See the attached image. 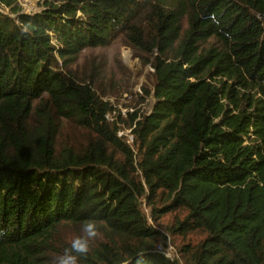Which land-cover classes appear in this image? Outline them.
<instances>
[{
	"label": "trees",
	"instance_id": "1",
	"mask_svg": "<svg viewBox=\"0 0 264 264\" xmlns=\"http://www.w3.org/2000/svg\"><path fill=\"white\" fill-rule=\"evenodd\" d=\"M0 5V264H37L61 224L89 219L111 242L97 264H178L153 249L140 200L154 222L176 214L168 232L198 238L179 249L183 264H264V0ZM119 36L156 50L140 74L150 109L129 114L134 152L112 105L60 63ZM44 97L59 117L45 119ZM59 120L98 138L57 152Z\"/></svg>",
	"mask_w": 264,
	"mask_h": 264
},
{
	"label": "rangeland",
	"instance_id": "2",
	"mask_svg": "<svg viewBox=\"0 0 264 264\" xmlns=\"http://www.w3.org/2000/svg\"><path fill=\"white\" fill-rule=\"evenodd\" d=\"M18 3L22 12L27 14L38 11L43 5V0H18ZM3 8L0 5V10ZM77 16L81 17V13L78 12ZM261 21L264 22V18ZM152 26L153 21L145 19L142 28L148 31ZM187 28V19L183 18L180 38ZM208 42L212 43L211 40ZM202 47H207V43ZM155 56L156 50L152 51L151 47L141 46L131 38L119 36L108 45L67 51L60 58L61 65L76 83L89 86L95 96L112 105V111L108 116L109 124L115 125L116 130L114 131L119 143L127 146L130 150L132 149L133 152L135 150L130 146V137L127 135H129V127L135 117L132 118L129 114L141 117L147 114L150 109L151 98H147L140 89L142 81L140 74L142 70L144 72L151 71L150 67L154 63ZM233 87L236 89L237 86ZM43 100L42 112L45 119L59 117L55 106L52 103H46L47 97H44ZM37 104L38 102H35L34 106ZM53 134L57 140V152L98 138L96 132L69 120H59L57 128L51 135ZM112 139L115 141L113 137ZM115 153L118 160L123 159V154L119 149L115 148ZM139 202L140 208L147 218L148 226L156 232L155 240L152 242L153 249L158 251V246H163L166 250L171 248L172 260L183 264L179 249L183 243L191 246L196 245L198 238L194 236L182 237L168 232L176 214L165 215L154 222L150 218L148 207L142 200ZM82 226L72 223L61 224L48 237L47 242L40 247L41 253L37 264H52L53 259L61 255L77 235L82 234ZM98 229L100 234L91 242L87 257H80L79 264H97L98 254L108 250L111 242L108 241L106 231L101 225H98Z\"/></svg>",
	"mask_w": 264,
	"mask_h": 264
},
{
	"label": "clouds",
	"instance_id": "3",
	"mask_svg": "<svg viewBox=\"0 0 264 264\" xmlns=\"http://www.w3.org/2000/svg\"><path fill=\"white\" fill-rule=\"evenodd\" d=\"M82 234L77 235L65 248L63 253L53 259L52 264H79L80 257H87L90 251V244L99 233L98 221L87 220L82 226Z\"/></svg>",
	"mask_w": 264,
	"mask_h": 264
},
{
	"label": "built area",
	"instance_id": "4",
	"mask_svg": "<svg viewBox=\"0 0 264 264\" xmlns=\"http://www.w3.org/2000/svg\"><path fill=\"white\" fill-rule=\"evenodd\" d=\"M171 248L168 250L164 249L163 246H158V251L160 254L164 255L166 258L171 259L172 258V253H171Z\"/></svg>",
	"mask_w": 264,
	"mask_h": 264
},
{
	"label": "bare ground",
	"instance_id": "5",
	"mask_svg": "<svg viewBox=\"0 0 264 264\" xmlns=\"http://www.w3.org/2000/svg\"><path fill=\"white\" fill-rule=\"evenodd\" d=\"M170 260H172V258ZM172 261H176V260H172Z\"/></svg>",
	"mask_w": 264,
	"mask_h": 264
}]
</instances>
